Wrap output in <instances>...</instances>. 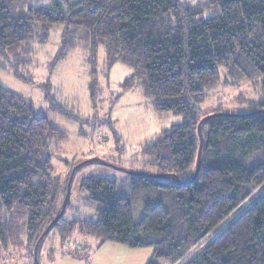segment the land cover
<instances>
[{
	"label": "trees",
	"instance_id": "1",
	"mask_svg": "<svg viewBox=\"0 0 264 264\" xmlns=\"http://www.w3.org/2000/svg\"><path fill=\"white\" fill-rule=\"evenodd\" d=\"M54 27L61 38L58 59L76 48L87 51L94 107L105 45L108 69L120 62L133 70L123 81L125 91L141 90L155 111L182 121L142 147L143 162L154 173L84 177L80 190L97 218L67 219L68 186L52 157L69 131L0 83V264L5 251L26 247L33 263L41 264L42 242L52 230L63 244L81 233L97 238V249L107 242L151 248L147 264H264V0H0V69L4 58L15 76L31 82L21 69L32 64L36 43H47ZM243 81L258 90V99L247 101L250 112L204 113L222 83ZM115 137L120 144L122 135ZM201 139V167L192 180ZM257 154L262 158L250 164ZM175 177L179 182L169 180ZM143 196L155 202L144 205L136 222L134 203ZM81 249L69 254L81 258Z\"/></svg>",
	"mask_w": 264,
	"mask_h": 264
},
{
	"label": "rangeland",
	"instance_id": "2",
	"mask_svg": "<svg viewBox=\"0 0 264 264\" xmlns=\"http://www.w3.org/2000/svg\"><path fill=\"white\" fill-rule=\"evenodd\" d=\"M53 29L47 43H36L32 64L21 69L22 74L30 78L31 82L15 76L13 67L2 58L0 83L32 100L37 109L69 131L70 139L52 157L54 170L60 175L63 186L71 185L65 218L96 219V207L86 199L87 193L80 190L82 179L87 176L123 178L129 176L130 172L154 173L155 170L143 162L142 147L154 141L162 130L180 123L182 117L155 111L151 100L142 95L139 89L125 91L123 81L133 70L120 62L108 69L105 45L99 49L98 100L94 107L90 98L91 78L87 51L81 47L76 48L58 59L61 38L59 28ZM257 99L258 90L253 83L224 82L210 94L203 105V111L209 113L222 109V113H246L251 111L248 102ZM54 104L66 111L56 106L53 108ZM116 133L123 137L120 144L116 141ZM261 158L262 155L259 157L257 154L250 164H256ZM192 172L193 168H190L179 176L186 180ZM169 180L179 182L178 177ZM259 192H264V184ZM62 198L63 194L60 201ZM249 200L221 222L203 240L201 246L208 244L223 231L250 204L252 199ZM148 202L153 203L155 199L143 196L134 203L133 216L136 222L143 217L144 205ZM98 243V239L93 236L76 233L70 238V243L63 244L52 230L42 242L39 259L41 264H147L153 251L151 248H131L115 242H107L99 250ZM77 244L82 246V257L72 258L69 251L80 250ZM51 250L56 251L55 255H51ZM4 258L5 264H34L29 247L7 250Z\"/></svg>",
	"mask_w": 264,
	"mask_h": 264
},
{
	"label": "water",
	"instance_id": "3",
	"mask_svg": "<svg viewBox=\"0 0 264 264\" xmlns=\"http://www.w3.org/2000/svg\"><path fill=\"white\" fill-rule=\"evenodd\" d=\"M223 114H226V113H219L218 115H223ZM208 118L207 117H204L201 121V123L199 124V131L201 132V125H202V122L204 120H206ZM202 148H203V139H201V144H200V148H199V153H198V161H197V169H196V172L194 174V177L192 180H194V178L198 175L199 171H200V167H201V155H202ZM95 160H100L99 158H94ZM102 161V160H100ZM130 173H135V174H142V172H130ZM155 176L157 177H165L164 174H154ZM70 195H71V185L69 184L68 185V188H67V194H66V197L64 199V203H63V206H67V203L69 201V198H70ZM63 211H61L56 217L55 219L53 220L52 223H50V225L46 228V230L44 231V233L42 234L41 238L45 237V235L52 229V227L54 226V224L56 222H58L61 218V215H62ZM35 257L36 259H38V256H37V247L35 249Z\"/></svg>",
	"mask_w": 264,
	"mask_h": 264
},
{
	"label": "crops",
	"instance_id": "4",
	"mask_svg": "<svg viewBox=\"0 0 264 264\" xmlns=\"http://www.w3.org/2000/svg\"><path fill=\"white\" fill-rule=\"evenodd\" d=\"M103 247H104V245H103L102 247H100L99 250L102 249ZM71 257H72V258H76V257H73V256H71Z\"/></svg>",
	"mask_w": 264,
	"mask_h": 264
}]
</instances>
